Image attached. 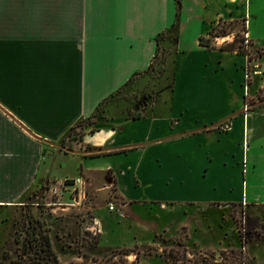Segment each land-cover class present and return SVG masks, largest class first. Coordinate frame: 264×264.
Masks as SVG:
<instances>
[{"label":"crops","instance_id":"1","mask_svg":"<svg viewBox=\"0 0 264 264\" xmlns=\"http://www.w3.org/2000/svg\"><path fill=\"white\" fill-rule=\"evenodd\" d=\"M248 1L0 0V208L64 183L88 199L97 246H225L229 209L264 206V101L247 54L199 37L246 23ZM158 45L167 88L148 75ZM126 88L144 101L116 100Z\"/></svg>","mask_w":264,"mask_h":264},{"label":"rangeland","instance_id":"2","mask_svg":"<svg viewBox=\"0 0 264 264\" xmlns=\"http://www.w3.org/2000/svg\"><path fill=\"white\" fill-rule=\"evenodd\" d=\"M246 18V23L220 21L216 31L222 28L231 31V40L236 35V44L241 45L252 58L251 65L248 66L247 80H251L252 71L255 76L252 89L256 91L257 97L253 100L261 102L264 101V0H249ZM246 26L257 40V45L262 48L252 47L250 41L245 45ZM223 38L225 37L211 38V42L220 46L224 41H231ZM258 49L262 50L260 56ZM162 55L164 54L161 51L148 75L151 83L164 84L167 88L171 79L170 58L168 59L167 54L162 59ZM258 57H261L260 61H254ZM123 99L128 102L144 101L138 91L133 92L128 88L116 97L118 101ZM83 123L82 121L73 127L64 139L65 144L72 145L79 139ZM44 185L46 184L36 185L30 191V199L25 198L27 201L24 202L22 210L14 212L0 208V260L8 261L17 258L19 253L23 254L21 245L25 240L31 239L35 242L47 237L57 256V264H94L93 259H98L99 264H264V206L246 208L242 204L241 207L229 209L231 216L227 215V223L232 221V228H227L226 231L232 233V236L225 246L221 244V247L210 249L191 248L182 235L159 238L156 246L134 245L105 249L97 246L98 234L91 231L93 219L91 210L87 207L88 199L83 198L79 205H71L69 203L73 199L70 195L74 196L75 191L70 195V192L63 190L55 195L40 193L39 189ZM36 236L38 239H34ZM206 242L209 244L210 240ZM129 250L132 251L124 254ZM173 255H177L179 259H175Z\"/></svg>","mask_w":264,"mask_h":264},{"label":"trees","instance_id":"3","mask_svg":"<svg viewBox=\"0 0 264 264\" xmlns=\"http://www.w3.org/2000/svg\"><path fill=\"white\" fill-rule=\"evenodd\" d=\"M180 2V0H179ZM180 4V3H179ZM244 21V19L242 20ZM220 23V22H218ZM214 24L211 28V30L208 32L207 36H200L199 37V43L211 48L217 47L215 43L211 42V38L216 37H226L231 34V31L222 28L221 30L216 31L217 24ZM164 37V32H162L160 35H158L157 42L159 43L161 39ZM237 36L234 35V38L231 41H224L223 44L218 46L219 49L222 50H229V51H237L238 53L247 54L248 60H251L252 58L249 56L248 52L242 48L241 45L236 44ZM161 45H158V49L155 54L154 63L157 58L160 56V52L162 51L164 55H162V59L165 58V56L169 53H171V49L164 48L161 50ZM258 55H262V50H257ZM154 63H152V67H154ZM73 129V128H72ZM71 129V130H72ZM70 130V131H71ZM82 135V134H81ZM81 135L79 139L81 138ZM38 237L36 236V238ZM137 246V245H136ZM21 248L23 249V254L19 253V256L15 259H10L8 261H5V259L0 260V264H49V262H53L54 264H57V256L52 251L49 240L47 237H43L42 240H37L35 242H32L31 239L25 240L23 244L21 245ZM132 250H129L127 252H124V254H129ZM44 252V254L42 253ZM138 256V255H137ZM175 259H179L177 255H173ZM49 260V261H48ZM93 263L99 264L98 259H93ZM72 264H78L77 262H72Z\"/></svg>","mask_w":264,"mask_h":264},{"label":"built area","instance_id":"4","mask_svg":"<svg viewBox=\"0 0 264 264\" xmlns=\"http://www.w3.org/2000/svg\"><path fill=\"white\" fill-rule=\"evenodd\" d=\"M244 40H245V45L247 46L248 43H249V37H248V33L247 32H245V39ZM245 78L247 80V78H248V75L247 74L245 75ZM246 88H247V85H246ZM244 109L245 110L248 109V104L247 103L244 104ZM244 164H245V161L243 162V165ZM64 187H65L64 183H62L60 185H58V184H51V185H49L48 184V185H44L43 188L39 189V191H40V193H50V194L55 195L57 193H60L63 190ZM69 204L72 205L74 203L73 202H70ZM243 204H245V203H243ZM108 208L110 210H114L115 209V204L112 203V202H109L108 203Z\"/></svg>","mask_w":264,"mask_h":264}]
</instances>
